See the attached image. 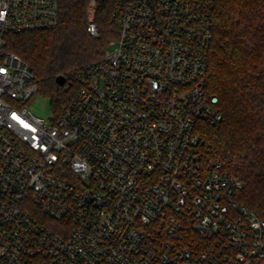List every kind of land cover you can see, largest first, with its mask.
Returning a JSON list of instances; mask_svg holds the SVG:
<instances>
[{
    "label": "built area",
    "instance_id": "1",
    "mask_svg": "<svg viewBox=\"0 0 264 264\" xmlns=\"http://www.w3.org/2000/svg\"><path fill=\"white\" fill-rule=\"evenodd\" d=\"M212 2L115 0L116 46L45 119L5 37L55 27L58 2L0 0V264H264V217L199 146L222 119L204 87Z\"/></svg>",
    "mask_w": 264,
    "mask_h": 264
},
{
    "label": "trees",
    "instance_id": "2",
    "mask_svg": "<svg viewBox=\"0 0 264 264\" xmlns=\"http://www.w3.org/2000/svg\"><path fill=\"white\" fill-rule=\"evenodd\" d=\"M55 27L5 37L6 49L29 66L53 112L78 88L77 72L100 58L118 36L115 0H57ZM204 87L219 97L222 119L199 126L204 159L221 163L242 186L237 199L264 217V0H213ZM89 15L97 34L89 30ZM59 74L66 81H55ZM49 227L57 222L45 219Z\"/></svg>",
    "mask_w": 264,
    "mask_h": 264
},
{
    "label": "rangeland",
    "instance_id": "3",
    "mask_svg": "<svg viewBox=\"0 0 264 264\" xmlns=\"http://www.w3.org/2000/svg\"><path fill=\"white\" fill-rule=\"evenodd\" d=\"M115 46L116 43H113L108 46V49H112ZM27 106L32 113L45 119L50 118L53 114L50 99L38 91L29 99Z\"/></svg>",
    "mask_w": 264,
    "mask_h": 264
},
{
    "label": "water",
    "instance_id": "4",
    "mask_svg": "<svg viewBox=\"0 0 264 264\" xmlns=\"http://www.w3.org/2000/svg\"><path fill=\"white\" fill-rule=\"evenodd\" d=\"M55 81H56L58 84L62 85V84L65 83L66 78H65L64 75L59 74V75H57V76L55 77Z\"/></svg>",
    "mask_w": 264,
    "mask_h": 264
}]
</instances>
